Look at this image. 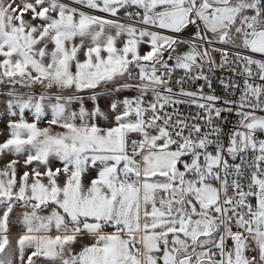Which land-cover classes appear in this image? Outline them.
Wrapping results in <instances>:
<instances>
[{"label":"snow or ice","instance_id":"snow-or-ice-1","mask_svg":"<svg viewBox=\"0 0 264 264\" xmlns=\"http://www.w3.org/2000/svg\"><path fill=\"white\" fill-rule=\"evenodd\" d=\"M0 264H264V0H0Z\"/></svg>","mask_w":264,"mask_h":264}]
</instances>
